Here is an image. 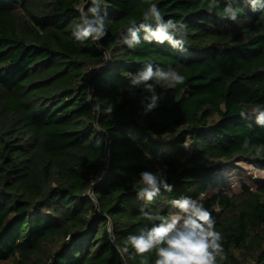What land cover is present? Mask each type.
<instances>
[{
  "label": "trees",
  "instance_id": "1",
  "mask_svg": "<svg viewBox=\"0 0 264 264\" xmlns=\"http://www.w3.org/2000/svg\"><path fill=\"white\" fill-rule=\"evenodd\" d=\"M226 2L209 13V0H100L108 35L81 43L71 33L89 0H0V264H123L108 218L122 245L159 222L142 208L166 215L173 200L201 194L223 238L217 264H264V182L228 195L220 178L234 160L264 171V154L241 148L245 138L264 144V128L239 116L243 105L264 107V9L233 0L232 21ZM151 4L187 23L186 51L143 32L135 49L118 43ZM147 63L185 82L157 86L162 99L144 114L148 94L129 76ZM96 103L113 112L98 114ZM161 170L172 191L145 204L140 173ZM142 259L154 264L155 250L128 264Z\"/></svg>",
  "mask_w": 264,
  "mask_h": 264
},
{
  "label": "clouds",
  "instance_id": "2",
  "mask_svg": "<svg viewBox=\"0 0 264 264\" xmlns=\"http://www.w3.org/2000/svg\"><path fill=\"white\" fill-rule=\"evenodd\" d=\"M87 11L77 9L80 13L78 23L71 33L75 41L83 43L86 40L99 42L108 35L106 21L108 13L106 7L102 11L100 0H89ZM252 11L264 9V0H248ZM219 7L218 0H209L207 11L212 13ZM241 10L233 6V0H227L223 7V15L232 21H236ZM143 32V41L158 44L167 43L177 51H186L188 37V25L185 22L172 18L164 19L157 4H151L143 13L142 20L137 23L132 21L130 25L119 33L118 43L135 49L141 43L140 33ZM112 59L110 53H105L103 67ZM90 70V69H89ZM133 88L143 87L147 93L142 100L144 114L158 107L162 95L157 94L156 88L175 89L185 82V77L176 69L154 67L151 63L145 64L138 72L130 76ZM91 100V96H89ZM94 111L98 114L110 115L113 105L103 107L96 103ZM239 116L243 119L254 117L258 126L264 128V107L259 105H243ZM100 141L97 140V144ZM192 142H184L183 147H190ZM241 148L254 152L257 157L264 154V144L253 143L250 138L241 142ZM141 187L137 191V198L145 204H152L160 194L161 189L172 191V186L167 183L164 171H143L140 173ZM95 181H93L94 185ZM93 203H97L96 197L91 191L88 193ZM204 194L198 198L181 197L171 202L175 211H169L166 215H152L151 212L141 209V214L148 220L159 221L151 227H142L137 234H129L123 244L116 243L114 226L111 218L107 220V235L115 244L116 251L123 264H128V259L137 256L143 258L146 253L155 250L154 264H217V258L226 260L227 256L222 244L221 233L215 230L216 220L212 213L204 206ZM141 264H145L142 259Z\"/></svg>",
  "mask_w": 264,
  "mask_h": 264
},
{
  "label": "rangeland",
  "instance_id": "3",
  "mask_svg": "<svg viewBox=\"0 0 264 264\" xmlns=\"http://www.w3.org/2000/svg\"><path fill=\"white\" fill-rule=\"evenodd\" d=\"M220 178L223 180V186L220 187L225 193L231 195L239 192L241 185L253 187L254 185L263 183L264 171H258L247 160H234L230 164L223 166V169L220 171ZM220 187L217 186L216 188ZM215 191L216 189L208 191V193H213Z\"/></svg>",
  "mask_w": 264,
  "mask_h": 264
}]
</instances>
